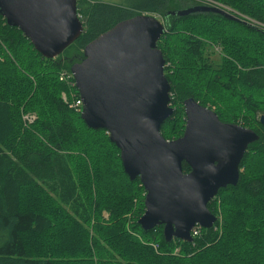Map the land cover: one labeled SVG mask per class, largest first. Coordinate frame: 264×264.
Segmentation results:
<instances>
[{
	"label": "trees",
	"instance_id": "trees-1",
	"mask_svg": "<svg viewBox=\"0 0 264 264\" xmlns=\"http://www.w3.org/2000/svg\"><path fill=\"white\" fill-rule=\"evenodd\" d=\"M205 1L264 27V0ZM192 4L76 0L83 32L52 60L0 17V264H264V35L208 13L168 18L157 43L173 108L160 128L165 140L182 136V103L190 98L259 137L240 162L236 186L207 205L215 217L219 209L221 223L200 229L191 243H166L160 226L140 229L139 179L129 181L108 135L88 129L61 100L77 98L59 76L80 62L88 43L137 15L164 18ZM26 114L33 123L24 125ZM182 170L189 172L184 163Z\"/></svg>",
	"mask_w": 264,
	"mask_h": 264
},
{
	"label": "water",
	"instance_id": "water-1",
	"mask_svg": "<svg viewBox=\"0 0 264 264\" xmlns=\"http://www.w3.org/2000/svg\"><path fill=\"white\" fill-rule=\"evenodd\" d=\"M217 14L264 35V30L218 6L168 11L162 21L141 14L122 21L88 43L80 62L70 67L81 101L80 118L88 129L103 130L119 150L130 182L139 179L144 212L143 231L162 227L166 243H191L195 226L209 230L217 222L207 209L218 192L234 187L252 130L219 121L193 99L182 103L185 126L176 140L160 134L172 115L164 59L157 48L168 18ZM0 17L18 29L44 59H55L82 34L76 0H0ZM264 128V115L259 117ZM189 168L182 170V164Z\"/></svg>",
	"mask_w": 264,
	"mask_h": 264
},
{
	"label": "built area",
	"instance_id": "built-area-1",
	"mask_svg": "<svg viewBox=\"0 0 264 264\" xmlns=\"http://www.w3.org/2000/svg\"><path fill=\"white\" fill-rule=\"evenodd\" d=\"M205 0H201V2H204ZM209 2V1H206ZM206 2H204L205 4H207ZM213 4V3H212ZM210 6H214L211 4H207ZM59 81L60 82H67L69 83L72 87H74V82H73V78L69 73L63 72L62 74H60L59 76ZM75 88V87H74ZM71 102H68L66 96L64 94L61 95V100L67 104L69 106L70 109L74 110L75 112L79 113L81 112V101L77 95V98H75L74 96L71 97ZM35 120V117L31 114H26L22 116V121L24 123V125L26 124H31L33 123V121ZM213 228V227H212ZM200 233V228L198 226H195L192 231H191V236L192 238H194L195 236H197Z\"/></svg>",
	"mask_w": 264,
	"mask_h": 264
},
{
	"label": "rangeland",
	"instance_id": "rangeland-1",
	"mask_svg": "<svg viewBox=\"0 0 264 264\" xmlns=\"http://www.w3.org/2000/svg\"><path fill=\"white\" fill-rule=\"evenodd\" d=\"M192 1V5L190 6V7H195V6H203V5H205V3L204 2H206V1H204V2H201V0H191ZM207 4H211V5H215V6H218V7H220L221 9H223V10H225V11H227V12H233V11H231L230 9H228V8H226V7H224V6H222V5H219V4H216V3H213L212 4V2H206ZM202 4V5H201ZM190 7H188V8H190ZM187 9V8H186ZM148 15H150V16H152V17H154V18H156L157 20H160V21H162V17H160V16H158V15H153V14H148ZM237 17H241L240 15H237ZM247 21V20H246ZM249 24H251V25H254V26H256V27H258V28H261V29H263L264 30V27L263 26H260V25H258V24H256V23H254V22H252V21H247ZM212 52H214V53H212V55L210 56V60L212 61V62H214V63H216L217 61H218V56H219V51H217V50H215V51H212ZM213 112H214V109H211ZM260 115H264L263 113H261V114H259L258 116H260ZM228 124V123H227ZM230 124H232V123H230ZM237 125V124H236ZM242 128H244V127H242ZM240 169V174H242L243 172H244V168H239ZM218 216H216V219H217V222L214 224V225H219L220 223H221V215H220V212H219V209H218ZM217 227V226H216ZM220 227L218 226V231L217 232H220V229H219Z\"/></svg>",
	"mask_w": 264,
	"mask_h": 264
},
{
	"label": "bare ground",
	"instance_id": "bare-ground-1",
	"mask_svg": "<svg viewBox=\"0 0 264 264\" xmlns=\"http://www.w3.org/2000/svg\"><path fill=\"white\" fill-rule=\"evenodd\" d=\"M183 134V133H182Z\"/></svg>",
	"mask_w": 264,
	"mask_h": 264
},
{
	"label": "flooded vegetation",
	"instance_id": "flooded-vegetation-1",
	"mask_svg": "<svg viewBox=\"0 0 264 264\" xmlns=\"http://www.w3.org/2000/svg\"><path fill=\"white\" fill-rule=\"evenodd\" d=\"M202 5V4H201Z\"/></svg>",
	"mask_w": 264,
	"mask_h": 264
}]
</instances>
